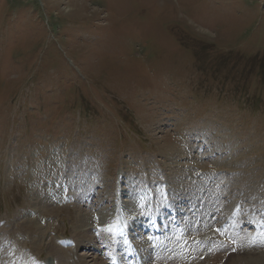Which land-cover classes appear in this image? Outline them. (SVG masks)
Here are the masks:
<instances>
[{"label":"rangeland","instance_id":"rangeland-1","mask_svg":"<svg viewBox=\"0 0 264 264\" xmlns=\"http://www.w3.org/2000/svg\"><path fill=\"white\" fill-rule=\"evenodd\" d=\"M134 198L161 205L117 212ZM104 210L118 237L90 249L80 214ZM0 229V259L38 264L54 244L139 264L160 237L264 242V0H0ZM254 246L218 253L264 264Z\"/></svg>","mask_w":264,"mask_h":264},{"label":"bare ground","instance_id":"bare-ground-1","mask_svg":"<svg viewBox=\"0 0 264 264\" xmlns=\"http://www.w3.org/2000/svg\"><path fill=\"white\" fill-rule=\"evenodd\" d=\"M85 168V167H84ZM104 170V169H103ZM64 171V170H63ZM81 171V170H80ZM84 171V170H83ZM90 173V172H89ZM81 174V173H80ZM86 174V173H85ZM99 174V173H98ZM104 174V173H102ZM91 175V174H89ZM106 175V174H105ZM172 175V174H171ZM84 176V174L82 175V177ZM88 176V175H86ZM91 177V176H90ZM101 177V175H100ZM81 178V176H80ZM96 178V177H95ZM98 178V177H97ZM82 179V178H81ZM91 179V178H90ZM89 179V181H90ZM80 180V179H79ZM83 180V179H82ZM96 180V179H95ZM70 181V180H69ZM88 181V182H89ZM75 182V181H74ZM79 182V181H78ZM98 184L100 187L99 189V193H100V196H101V191L102 189L105 188V186H113L112 185V182H109L106 179H99V181L97 180ZM96 182V183H97ZM135 184L138 183V179L136 178L134 181H133ZM202 182V181H201ZM87 183V181H86ZM105 183V186L104 184ZM180 183L181 185H184V187L188 186L187 184L189 183L188 182V179L187 177L185 176V178H181L180 179ZM83 184V183H82ZM173 184V183H172ZM67 185V184H66ZM84 185V184H83ZM95 185V183H94ZM174 185V184H173ZM172 186V185H171ZM177 186H180L179 184ZM201 186V184H200ZM205 186V185H204ZM84 187V186H83ZM173 187V186H172ZM93 188V187H92ZM96 187H94L93 189H95ZM241 188H247V186H241ZM44 189V188H43ZM91 189V188H90ZM73 190H74V186H73ZM96 190V189H95ZM54 191V190H53ZM92 191V189H91ZM94 191V190H93ZM97 191V190H96ZM82 193V191H81ZM84 193V192H83ZM87 193V192H86ZM95 193V192H93ZM112 193H115L114 190L110 191V196L112 195H115L117 196L118 193L116 191L115 194H112ZM51 194V193H50ZM155 195V194H154ZM43 196V195H42ZM48 196V194H47ZM46 196V197H47ZM69 199H74V197H70ZM117 199H118V196H117ZM143 199H148V198H143ZM40 200V199H39ZM39 202V201H38ZM37 203V202H36ZM81 203H82V200L80 199H77L75 201V207H80L81 206ZM141 203H146V205H148L149 207H155V204H159L161 205L160 202L156 201V203H154L153 201L151 200H146L144 202H136L135 201V198L134 200L131 202V204H124V205H120V208L119 211L121 214L125 215V216H128L130 217V210L131 207L134 208V207H137L138 205H140ZM65 204V203H64ZM29 205V204H28ZM34 205V204H33ZM42 205V204H41ZM67 205V204H65ZM118 205V204H117ZM60 206H63V205H60ZM47 207V206H46ZM44 208V207H43ZM48 208V207H47ZM60 208H69V206H65V207H60ZM50 214H53V218L54 217H57V215H55V210H57L58 208H56L55 206L50 208ZM78 210V209H77ZM34 212V211H33ZM83 212V211H81ZM85 212V211H84ZM113 212L114 211H110V210H104V211H100V212H97V213H91V216H85L83 214H80L81 215V219H80V222L78 224V227L77 229L74 231V233L76 234V236L80 239V241H86V237H90V238H93V233H91L89 225L93 224V225H96L97 228H94L95 230V239H92L91 241H87L88 243H90V249L93 248L94 249V246H93V242L98 240V239H117V235H116V231H117V228L119 227L117 225V222L115 221V217L113 215ZM80 213V212H79ZM103 214L105 215V217H103ZM248 219V217H246ZM78 220V219H77ZM3 221V220H2ZM79 221V220H78ZM7 225V224H6ZM52 225V224H50ZM9 226V224H8ZM5 227V226H4ZM6 229V228H5ZM11 229V228H10ZM19 229V227H18ZM1 230V229H0ZM4 230V228H3ZM23 230V229H22ZM28 231H30L29 229H26ZM113 230V232H111ZM5 231V230H4ZM8 231V230H7ZM90 231V232H89ZM1 233V232H0ZM3 233V232H2ZM7 233V232H6ZM10 233V232H9ZM12 233H14L12 231ZM90 233V235H89ZM203 233V232H202ZM202 233H197V234H193L191 235V239L189 240H192V241H195V242H198V241H201L203 239H206L204 238L203 235H201ZM20 234V231L18 233V235ZM28 234V233H27ZM92 234V235H91ZM5 235V234H4ZM4 235L2 237H4ZM9 235V234H8ZM22 235V234H21ZM21 235L16 238L13 243L14 244H17L18 245H21V244H29L27 239L25 237H23V239L21 238ZM29 235V234H28ZM1 236V235H0ZM13 236H16V235H13ZM40 236V235H39ZM206 236V234H205ZM1 237V239H2ZM9 237V236H7ZM6 237V238H7ZM34 237V236H33ZM31 238V237H30ZM37 238V237H35ZM0 239V240H1ZM32 239V238H31ZM3 240V239H2ZM1 240V241H2ZM13 240V239H12ZM7 241V240H6ZM5 241V242H6ZM4 241L0 242L1 244L3 243ZM11 242V241H10ZM31 242V241H30ZM152 242V240L150 241ZM257 242V241H255ZM253 241H248L246 239H238V238H233L231 236H228L227 239L225 240H216L210 247H209V244L210 242H206V246H200V247H197V250L192 253V254H185L184 252H181V248L182 246H185L186 244H183L181 246H177V244H174L172 246L168 245V239L167 238H162L161 240H159L155 245L154 247L156 248H159L157 250H154L151 254L149 251H140L139 249V254L142 255V257H147L149 256V259H146V262H143L144 264H224L222 263V259L224 258L223 255H221L220 253H218L219 251H221L224 247H228V248H234L236 246V248L240 245L242 246H248V247H255V246H251L253 243H255ZM47 243H50V239L49 241H47ZM153 243V242H152ZM203 243V242H202ZM0 244V245H1ZM39 244V243H38ZM92 244V245H91ZM5 245V244H4ZM9 245V244H8ZM200 245V244H198ZM197 245V246H198ZM259 245L261 246L262 243L259 242ZM11 246V245H10ZM16 246V245H15ZM25 246V245H24ZM60 245L59 244H54V245H51L49 247V250L53 253V255L59 260L58 261V264H70L68 261H67V258L65 257V251L63 250V248L65 247H59ZM89 247V246H88ZM167 247L168 248V251L167 250H163V248ZM22 248V247H21ZM26 248V247H25ZM46 248H48L46 246ZM208 248L212 249L211 252L208 251ZM13 249V248H12ZM19 249V248H18ZM24 250V249H22ZM35 250V249H34ZM37 250V249H36ZM40 250V249H38ZM37 250V251H38ZM180 250V251H179ZM21 251V250H20ZM36 251V253H32V259H34V261H32L31 258L28 257L27 253H23V252H27V251H21L22 254H18V253H12L13 255H11V259H10V255L7 256L6 254V257L4 255V257L6 259H9L10 261H5L4 257L3 259L1 258L0 259V264H37V258H39V255L37 254L38 252ZM6 253V252H5ZM8 253V252H7ZM262 254H264V252H260ZM9 254V253H8ZM75 253L74 251L71 252V255L73 256ZM207 254H210L208 257L206 256ZM2 255V254H0ZM205 256V258L203 259L202 261V258ZM9 257V258H8ZM97 258V257H96ZM152 258V259H151ZM233 259V258H232ZM149 261V262H148ZM239 261V259H237L236 261H233V264H239L237 263ZM99 262V263H98ZM98 262H94L93 264H105V261L101 260V261H98ZM108 262V261H107ZM110 264H113L114 261L112 260L111 262H108ZM142 263V262H140ZM133 264V263H131Z\"/></svg>","mask_w":264,"mask_h":264}]
</instances>
